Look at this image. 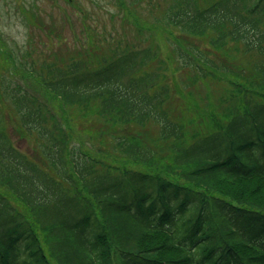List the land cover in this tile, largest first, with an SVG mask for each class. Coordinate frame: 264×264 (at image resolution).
Returning <instances> with one entry per match:
<instances>
[{
  "label": "trees",
  "instance_id": "16d2710c",
  "mask_svg": "<svg viewBox=\"0 0 264 264\" xmlns=\"http://www.w3.org/2000/svg\"><path fill=\"white\" fill-rule=\"evenodd\" d=\"M168 6L156 27L172 36L173 69L234 77L225 58L213 57L235 44L261 55L251 85L264 90V0ZM138 23L152 39L155 24ZM184 33L204 46L183 48ZM82 34L97 36L86 22L72 40L56 34L59 43L48 50L58 59L40 66L23 62L17 46L0 50V264H264V102L244 98L241 115L223 131L189 146L170 144L163 159L138 139L140 131L126 129L154 120L159 138L178 139L180 126L164 110L176 85L162 87L149 69L154 52L141 40L116 42L107 54L87 55L90 62L83 54L101 43L72 47ZM61 48L72 55L63 58ZM13 61L11 73L21 72L27 87L7 81ZM95 124L93 134L87 127ZM106 135L124 162L106 160ZM160 172L178 173L183 183ZM248 180L255 186L245 188Z\"/></svg>",
  "mask_w": 264,
  "mask_h": 264
},
{
  "label": "rangeland",
  "instance_id": "374dc122",
  "mask_svg": "<svg viewBox=\"0 0 264 264\" xmlns=\"http://www.w3.org/2000/svg\"><path fill=\"white\" fill-rule=\"evenodd\" d=\"M122 1L128 5V9L118 5L116 0H0V50L5 49L6 52L9 51V48L17 46L21 50V52H17V55L23 62L28 64L35 59L37 60L35 63L40 66V61L44 59L51 60L55 57L58 59L57 50H48L57 47L59 42L56 34L57 37L72 40L74 29H78L82 22H86L97 36L87 37L82 34L76 41H73L72 47H81L80 45L76 46L79 42L95 43L94 39L100 40L101 45L95 52L92 50L83 54V57L90 62L92 59L87 58V55L93 58L103 53L107 54L114 48L116 42L124 43L127 39L128 42L141 40L140 46L150 45L152 48L150 53L154 52L152 54L154 58L150 63L152 67L150 66L149 69H153L152 72L156 71L157 74H154L157 75V78L159 77L161 83H164L162 87H166L165 84L176 85V93L166 101L164 110L170 122L180 126L181 133L178 139L162 140L159 138L160 126L154 120L148 121L144 126L131 127L126 130L129 132L140 131L139 138L138 136L137 138L147 145L148 149L155 150V155L160 154V157L166 160L170 158L167 151V146L170 148V144L189 146L212 133L223 131V127L231 117L241 115L244 110L242 108L244 98L250 102L249 105L264 102V99L259 95H264V90L260 91L251 85V82L258 81L255 67L262 60L260 54L253 51L245 52L242 46L239 47L235 44L225 46L218 56H212L214 59L220 57V61L225 58L228 68L231 69L230 72L234 75V77H230L224 74L223 79L212 78L218 74H204L202 77L196 70L193 74L191 70L181 68V66L173 69L171 65L173 56L167 41L172 36L165 30L156 27V21L162 20V14L173 0ZM212 1L214 0H196V5L202 7ZM29 7L33 8L32 17L34 18L27 15ZM24 8L25 14L22 13ZM138 22L145 23V25L155 24L152 39L146 33L148 29ZM133 23L135 28H133ZM36 24H42L44 28ZM149 28H152L151 25ZM135 32L140 35L141 39ZM171 32L176 31L171 30ZM181 36L184 37L182 45L185 49L191 48V45L194 47L204 46L198 44L193 35L184 33ZM119 38L120 40H118ZM44 46L46 49L43 48ZM40 49L42 53L39 52ZM216 53L217 51H214V54ZM60 55L63 58L72 55V48H61ZM29 56L31 57L29 58ZM16 68L17 62H11V71L8 73L7 81L11 85H13L12 81H17L23 87H27L23 82L24 78L20 75L21 72H18L17 75L11 73ZM23 76L29 77L28 74ZM228 77L230 80L227 79ZM239 90H243V93L241 91L242 94H240ZM255 92L258 94H254ZM98 126L99 124H95L87 128L95 134ZM107 141H109L107 135L105 141L100 140L102 146L106 145L105 150L111 154L106 160L117 164V158H120V161L124 162L121 157L125 156L113 145L115 142L112 140L109 145L105 143ZM18 144L26 148L30 147L24 140H19ZM205 158L206 156L194 158V161L201 162ZM126 166L140 171L148 169L146 164L133 161H127ZM173 173L160 172V175L164 179L182 184V180L177 176L178 173ZM253 185L255 186L253 180L244 182L245 188ZM154 240L160 241L158 237Z\"/></svg>",
  "mask_w": 264,
  "mask_h": 264
}]
</instances>
